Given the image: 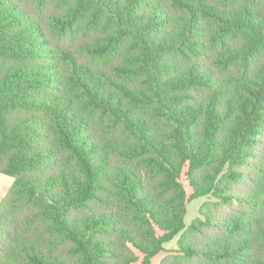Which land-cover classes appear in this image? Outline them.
I'll return each instance as SVG.
<instances>
[{"label":"trees","instance_id":"trees-1","mask_svg":"<svg viewBox=\"0 0 264 264\" xmlns=\"http://www.w3.org/2000/svg\"><path fill=\"white\" fill-rule=\"evenodd\" d=\"M0 173V264H264V0H0Z\"/></svg>","mask_w":264,"mask_h":264},{"label":"rangeland","instance_id":"rangeland-1","mask_svg":"<svg viewBox=\"0 0 264 264\" xmlns=\"http://www.w3.org/2000/svg\"><path fill=\"white\" fill-rule=\"evenodd\" d=\"M14 182V178L0 173V202L4 199L7 192ZM210 196H201L193 199L189 202L187 206V212L185 216V222L189 225L195 218L200 216V211L202 205L210 200ZM178 237L176 236L173 240L165 243L164 249L160 251L154 258L152 264H160L161 260L167 255L171 254L175 249H177Z\"/></svg>","mask_w":264,"mask_h":264}]
</instances>
